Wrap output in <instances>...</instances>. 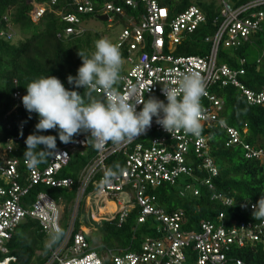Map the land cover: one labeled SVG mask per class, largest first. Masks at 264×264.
Segmentation results:
<instances>
[{
    "label": "built area",
    "instance_id": "1",
    "mask_svg": "<svg viewBox=\"0 0 264 264\" xmlns=\"http://www.w3.org/2000/svg\"><path fill=\"white\" fill-rule=\"evenodd\" d=\"M174 1L120 0L122 3L119 4L114 0H103L100 12L109 22L113 20L112 14H121L124 20V27L115 41L120 53L125 49L126 55L122 58L128 64V69L121 71V93L132 94L137 99L155 96L166 103L162 92L164 86H175L183 74L198 73L205 86V95L200 101L201 125L207 128L211 123L218 124L226 132V146L239 144L245 149V157L263 158V150L244 143L239 131L218 119L223 101L212 87L231 85L240 91L248 104L264 106V87L258 92L245 87L238 79L243 69L230 68L219 58L220 48L236 49L253 33H264V10L259 9L264 0H249L237 7L229 0H220L219 22L211 34L204 36L208 48L203 54H176L188 36L190 38L206 23V18L195 5L174 13L175 7L171 4ZM54 2L51 0L52 4ZM74 2L77 13L93 11L90 0ZM139 3L143 4V9L137 16L124 15L123 5L135 9ZM43 11V7H36L32 19L37 20ZM62 20L67 24L62 30L64 38L84 30L81 18L75 13L64 14ZM4 34L0 30V36ZM262 58L264 50L256 62ZM97 94L102 96L99 90ZM18 95V91L13 93L16 98ZM142 107L137 104V111ZM7 126L10 128V124ZM22 128L23 123L19 122V129ZM87 136L86 133L76 135L72 142L57 147L46 164L32 168L27 166L25 158L11 155L21 141L18 136L0 141V264L14 260L13 256H3L7 252L5 242L27 218L37 221L46 237L49 254L43 264H251L230 256V251L246 245L264 244V219L259 222L230 219L225 224L224 214L219 212L215 221H202L197 230L183 231L184 211L177 208L166 212L156 202L155 188L165 183L175 184L181 175L189 174L194 164L201 165L212 176L217 174L203 131L198 137L186 134L182 129L171 135L153 117L151 127L145 132L120 143L91 142L89 148ZM118 156L122 157L123 166L111 169L116 175L106 181L105 172L110 169V162L117 166L114 160ZM74 157L86 160L76 172V179L66 175V168H69V174L73 173ZM209 178L203 183L210 189ZM73 187L74 195L69 201L66 195L54 196L45 190H72ZM185 188L190 189L188 184ZM192 193L197 195L198 190L193 189ZM178 194L182 196L183 191ZM213 197L221 198V195ZM222 202L230 205L232 200L224 198ZM82 205L94 220L104 216L105 222L116 227L137 209L136 223H144L149 216L153 217L158 235L146 237L138 249L107 248L97 253L86 237L89 229L78 222ZM252 205L244 202L242 208L253 210ZM254 264H264V261Z\"/></svg>",
    "mask_w": 264,
    "mask_h": 264
},
{
    "label": "trees",
    "instance_id": "2",
    "mask_svg": "<svg viewBox=\"0 0 264 264\" xmlns=\"http://www.w3.org/2000/svg\"><path fill=\"white\" fill-rule=\"evenodd\" d=\"M138 1V0H137ZM233 7L249 0H229ZM93 11L77 13L74 0H0V30L5 34L0 36V141L16 135L21 140L16 144L12 156L24 159L26 137L35 131L38 116L29 113L23 106L21 97L26 94V87L32 80L42 76H55L61 80L66 88L72 89L74 85L68 83L69 74L75 76L78 67L82 64L78 50L90 55L94 51L95 41L101 39V34L106 29H85L66 38L62 35L63 28L67 25L62 16L67 13L77 14L82 22L94 19L99 22L103 0H90ZM121 4L120 0H114ZM171 4L175 7L174 13L182 11L190 5L197 6L205 15L206 23L201 25L194 34L185 40L176 50V54H203L208 48L204 36L211 34L220 18V0L218 5L213 0H176ZM36 7H43V13L37 20L32 19V11ZM143 9V4L137 8L123 5L124 15H135ZM259 9L264 10V5ZM173 13V14H174ZM113 20H123V15L112 14ZM107 19V18H106ZM18 31L27 35L24 40L13 42V32ZM7 34L10 37L7 38ZM60 34V36L58 35ZM264 50V33L256 32L249 36L247 41H242L236 49L220 48L219 58L230 68L243 69L238 74V79L245 87L258 92L264 87V58L256 62ZM122 57L126 55L125 49L121 50ZM243 62L240 63V60ZM83 94L84 89H76ZM19 92L18 97L13 93ZM212 91L223 101L218 119L226 125L239 131L244 143L264 151V106L250 105L241 95L240 91L231 85L224 87L213 86ZM98 95V94H96ZM100 96V95H98ZM19 122L23 128L19 129ZM10 124V128L7 126ZM246 129L243 132V129ZM21 130L23 135H21ZM202 131L207 136L209 154L217 169V174L212 176L201 165H192L189 174L181 175L175 184H162L155 188L156 202L166 212L181 208L185 214V223L181 230H197L202 221H215L219 212H223V222L228 224L230 219L243 222H259L252 215L253 210L242 208V204L256 202L264 195V156L263 158L245 157V149L239 144L226 146V132L218 124L211 123L207 128L202 126ZM44 135L57 137V147L64 145L60 142L57 130H50ZM91 148V141H88ZM50 155L38 165L47 163ZM121 159V160H120ZM73 173L66 171L76 179V172L86 160L74 157L72 160ZM110 169L122 168V157L114 160ZM210 176V178H209ZM209 178L212 188H208L203 180ZM190 189H186L185 185ZM38 189H42L38 187ZM197 189L198 194L193 195L192 190ZM52 195H66L68 201L72 199L75 187L72 190H59L45 188ZM183 195L179 196V191ZM221 195L214 198L213 195ZM230 198V205H225L223 199ZM138 210L134 209L120 227L104 222L103 228L108 233L111 241L101 248L126 250L138 249L140 243L148 236H157V222L149 216L144 223H136ZM68 206L65 207V214ZM88 239V238H87ZM46 237L41 231L37 221L27 218L12 232L11 237L5 242L7 252L3 256H13L7 264H43L49 254L45 246ZM230 256L240 258L245 262L254 264L264 261V244L233 248Z\"/></svg>",
    "mask_w": 264,
    "mask_h": 264
},
{
    "label": "clouds",
    "instance_id": "3",
    "mask_svg": "<svg viewBox=\"0 0 264 264\" xmlns=\"http://www.w3.org/2000/svg\"><path fill=\"white\" fill-rule=\"evenodd\" d=\"M77 54L82 64L75 76L69 74L67 77L68 83L74 85L72 89L51 75L36 78L25 86L27 91L21 97L22 104L39 118L35 131L25 139L23 155L29 168L56 153L57 137L43 134L54 129L58 131L60 142L65 144L80 133L88 134L87 141L94 143H120L145 132L155 117L156 123L171 135L177 129L197 137L201 134L200 101L205 95V86L198 73L183 74L175 86H164L166 103L155 96L137 99L132 94H122L119 89L123 58L116 45L101 38L95 41L90 55L82 50ZM78 88L84 89L83 94L76 90ZM98 90L102 96L96 95ZM137 104L143 105L139 111ZM115 175L109 169L105 172V180ZM252 208L255 219H264V195Z\"/></svg>",
    "mask_w": 264,
    "mask_h": 264
},
{
    "label": "rangeland",
    "instance_id": "4",
    "mask_svg": "<svg viewBox=\"0 0 264 264\" xmlns=\"http://www.w3.org/2000/svg\"><path fill=\"white\" fill-rule=\"evenodd\" d=\"M217 5L219 0H213ZM124 27V22L122 20H114L112 22H97L94 19H90L87 22H83V28L85 29H106L105 33L101 34V38L109 40L111 43L115 45V41L120 34L122 28ZM27 35H22L18 31L13 32V42L17 43L21 40H24ZM189 39V36H188ZM128 69V64L125 60H123L122 70L125 71ZM164 100V99H161ZM165 101V100H164ZM69 168H66V171ZM113 207V204H110ZM78 222L85 227H87L89 231V235L87 236L89 243L93 247L97 253H101L104 251L101 247L111 241V238H108V233L104 230L103 224L105 222L104 216H99L100 218L94 220V218L89 214L88 210L83 205L80 207V211L78 214Z\"/></svg>",
    "mask_w": 264,
    "mask_h": 264
},
{
    "label": "water",
    "instance_id": "5",
    "mask_svg": "<svg viewBox=\"0 0 264 264\" xmlns=\"http://www.w3.org/2000/svg\"><path fill=\"white\" fill-rule=\"evenodd\" d=\"M29 2H31L32 0H28ZM99 19L100 20H106V16L105 15H101V16H99Z\"/></svg>",
    "mask_w": 264,
    "mask_h": 264
},
{
    "label": "crops",
    "instance_id": "6",
    "mask_svg": "<svg viewBox=\"0 0 264 264\" xmlns=\"http://www.w3.org/2000/svg\"><path fill=\"white\" fill-rule=\"evenodd\" d=\"M107 20V19H106ZM109 22V21H108ZM111 206V205H109ZM112 207V206H111ZM90 231V230H89ZM88 230H86V237L90 234Z\"/></svg>",
    "mask_w": 264,
    "mask_h": 264
},
{
    "label": "bare ground",
    "instance_id": "7",
    "mask_svg": "<svg viewBox=\"0 0 264 264\" xmlns=\"http://www.w3.org/2000/svg\"><path fill=\"white\" fill-rule=\"evenodd\" d=\"M110 205V204H109Z\"/></svg>",
    "mask_w": 264,
    "mask_h": 264
}]
</instances>
